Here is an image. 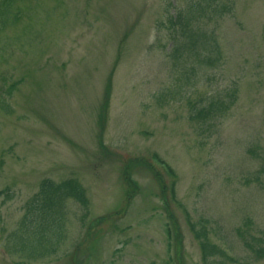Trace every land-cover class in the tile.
Segmentation results:
<instances>
[{
  "label": "rangeland",
  "instance_id": "obj_1",
  "mask_svg": "<svg viewBox=\"0 0 264 264\" xmlns=\"http://www.w3.org/2000/svg\"><path fill=\"white\" fill-rule=\"evenodd\" d=\"M198 1L37 5L38 33L0 64L8 83L21 81L14 111L0 110V191L13 193L0 194V264H206L190 219L207 220L233 264H264L255 252L264 238V0H212L228 10L196 24L216 35L224 61L178 92L169 16L173 3L186 13ZM233 89L224 114L193 119L190 99ZM71 176L89 201H67L58 250L39 259L8 251L41 180Z\"/></svg>",
  "mask_w": 264,
  "mask_h": 264
},
{
  "label": "trees",
  "instance_id": "obj_2",
  "mask_svg": "<svg viewBox=\"0 0 264 264\" xmlns=\"http://www.w3.org/2000/svg\"><path fill=\"white\" fill-rule=\"evenodd\" d=\"M41 1L43 0H0V64L9 60L11 54H7L14 43L27 41L32 35L38 33L33 14ZM173 6L176 11L169 16V31L173 44L168 56L173 61L177 73V83L173 87L179 92L184 85L191 83L193 77L199 76L202 72L206 73L212 67L222 65L224 55L216 35L196 24V21L210 13V16L223 14L228 7L226 3L200 0L184 13L175 3ZM26 19L33 21L24 25L21 34H4L10 28L21 25ZM30 34L32 35L29 37ZM7 79V76L0 73V110L12 113L14 106L10 98L21 81L8 83ZM227 96L228 98L212 95L203 104L190 99L193 119L207 122L224 114L234 100L235 89L228 92ZM155 157L166 162L159 155ZM141 160L140 163L144 162ZM167 165L169 172L174 175L172 167L168 163ZM126 180L132 190L138 187L130 177L129 171H127ZM174 186L175 183L172 185V192ZM0 194H5L6 199L13 197L10 187L1 190ZM70 199L84 205H87L89 201L85 187L76 177L71 176L59 181L51 177L42 179L39 189L26 201L25 213L17 228L8 235L6 249L29 259H39L55 253L66 236L67 201ZM207 223V220L205 222L200 220V223L189 220L191 229L200 241L206 264L212 263L213 260L210 258L215 255L222 256L217 264L238 262L237 258L211 240ZM238 233L241 236L245 235L241 228H238ZM257 242L259 244L255 252L258 257H264V238Z\"/></svg>",
  "mask_w": 264,
  "mask_h": 264
}]
</instances>
